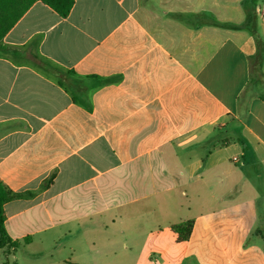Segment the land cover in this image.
Here are the masks:
<instances>
[{
  "label": "crops",
  "instance_id": "crops-1",
  "mask_svg": "<svg viewBox=\"0 0 264 264\" xmlns=\"http://www.w3.org/2000/svg\"><path fill=\"white\" fill-rule=\"evenodd\" d=\"M246 1L30 6L0 41L12 262L264 264V60L253 76ZM254 15L264 46V0Z\"/></svg>",
  "mask_w": 264,
  "mask_h": 264
},
{
  "label": "trees",
  "instance_id": "trees-1",
  "mask_svg": "<svg viewBox=\"0 0 264 264\" xmlns=\"http://www.w3.org/2000/svg\"><path fill=\"white\" fill-rule=\"evenodd\" d=\"M36 1H41L48 5L61 17H66L74 5V0H0V41H2L8 31ZM245 7H249L252 11V20L249 25L257 46L256 55L250 59L251 72L254 76V74H258L261 71L264 60V46L257 31L256 16L254 15V0H247ZM10 196L11 191L0 183V250L5 251V261L3 264H16L15 262H11L9 257L20 246L19 241H12L5 229L3 205ZM192 228V221L183 222L171 227L172 231L177 235L179 242L188 239ZM24 241L26 243L28 239Z\"/></svg>",
  "mask_w": 264,
  "mask_h": 264
},
{
  "label": "rangeland",
  "instance_id": "rangeland-1",
  "mask_svg": "<svg viewBox=\"0 0 264 264\" xmlns=\"http://www.w3.org/2000/svg\"><path fill=\"white\" fill-rule=\"evenodd\" d=\"M254 39V38H253ZM245 46H246V48L249 50V52H253V55L252 56H254V41H250V42H246L245 43ZM17 255H19L20 254V252L19 253H16ZM0 257H1V254H0ZM10 260H11V262H12V259L10 258ZM24 261H23V259H22V263H23Z\"/></svg>",
  "mask_w": 264,
  "mask_h": 264
}]
</instances>
